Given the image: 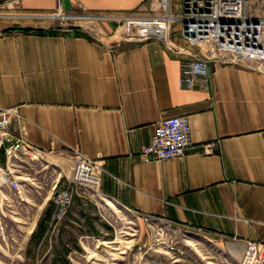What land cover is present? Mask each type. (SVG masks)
Returning a JSON list of instances; mask_svg holds the SVG:
<instances>
[{
	"label": "crops",
	"instance_id": "0c3cea01",
	"mask_svg": "<svg viewBox=\"0 0 264 264\" xmlns=\"http://www.w3.org/2000/svg\"><path fill=\"white\" fill-rule=\"evenodd\" d=\"M159 1L0 0V108L16 109L8 131L43 155L78 152L95 160L99 197L133 214L143 239L144 213L207 244L225 264H238L248 241L264 244V75L211 63L206 81L181 88V63L200 55L180 39L177 24L170 40L190 55H174L157 40L121 42L115 32L122 17L163 15ZM178 1L171 0L172 14ZM57 13L88 16L89 25L65 29ZM15 27L61 33L23 34ZM178 116L190 123L188 153L140 161L154 126ZM211 142L212 153L203 154ZM72 208L86 212L77 197ZM70 214L80 237L88 235L85 216Z\"/></svg>",
	"mask_w": 264,
	"mask_h": 264
},
{
	"label": "built area",
	"instance_id": "2783aa9c",
	"mask_svg": "<svg viewBox=\"0 0 264 264\" xmlns=\"http://www.w3.org/2000/svg\"><path fill=\"white\" fill-rule=\"evenodd\" d=\"M254 3V4H253ZM164 14L158 17L128 16L117 20L116 34L121 42L142 43L149 40L162 42L177 56L190 55L188 48L196 47L199 56L181 63V88L192 89L195 81H206L209 64L235 65L259 71L264 75V0H182L180 15L170 12L171 0H160ZM57 18L65 17L57 13ZM76 20V17H74ZM90 17L84 16V21ZM90 20V19H89ZM178 24L180 39L188 48L173 44L170 40L172 26ZM16 109L0 108V148L4 153V165L0 166L1 187L19 190V182L12 175L10 163L18 155L30 159L43 156L42 152L27 143L21 136L8 131L11 119H18ZM192 145L191 127L186 116L171 117L153 128L150 143L138 152L140 161L176 159L185 156ZM215 143L202 146V153L211 154ZM74 164L65 185L52 197L54 212L51 230L66 218L74 197L83 204L99 197L100 166L82 154L74 153ZM149 232V239L140 242L138 249L148 248L169 255L179 261L184 255L177 245L176 229L170 223H162L149 214H140ZM164 226V227H163ZM185 231L201 233L202 229L183 226ZM183 231V230H182ZM184 238L189 234L181 232ZM152 264H157L156 262ZM238 264H264V244L248 241L242 261Z\"/></svg>",
	"mask_w": 264,
	"mask_h": 264
},
{
	"label": "rangeland",
	"instance_id": "374dc122",
	"mask_svg": "<svg viewBox=\"0 0 264 264\" xmlns=\"http://www.w3.org/2000/svg\"><path fill=\"white\" fill-rule=\"evenodd\" d=\"M181 3L179 0L178 12L173 15L181 14ZM57 19L61 20L56 21L58 25L65 29L74 25L84 30V25H89V22L84 24L82 14ZM2 132L0 130V135ZM73 158L66 153L59 159L46 155L30 159L18 155L12 160V175L20 188L12 190L1 187L0 183V264H225L207 244L197 243L192 237L184 238L177 229L171 230L176 232L177 245L184 251L179 261L148 248L138 249L140 242L146 241L140 233L143 225L133 214L104 199L87 204L80 199L86 212L72 208L73 214L84 215L88 221V235L84 233V237H80L82 229L69 222L68 219L74 218L69 211L54 234L39 236V232L41 235L45 231L52 232L54 205L51 199L65 185L74 164ZM4 162L5 159L0 161V166ZM46 212L48 223L39 230L37 225ZM145 232L144 236L149 239L146 228Z\"/></svg>",
	"mask_w": 264,
	"mask_h": 264
},
{
	"label": "trees",
	"instance_id": "16d2710c",
	"mask_svg": "<svg viewBox=\"0 0 264 264\" xmlns=\"http://www.w3.org/2000/svg\"><path fill=\"white\" fill-rule=\"evenodd\" d=\"M13 30H16L18 32H21L23 34H35V35H41V36H53V35H57L59 33H61L60 29H49V30H41V29H31V28H26V29H21V28H13ZM74 34L76 35H83L82 32L80 31H74ZM64 34H66L65 32H63ZM4 160V153H3V149L0 148V161ZM48 212H46L44 218L38 223V229L40 230V228L42 227L43 224H47L48 223Z\"/></svg>",
	"mask_w": 264,
	"mask_h": 264
},
{
	"label": "bare ground",
	"instance_id": "6f19581e",
	"mask_svg": "<svg viewBox=\"0 0 264 264\" xmlns=\"http://www.w3.org/2000/svg\"><path fill=\"white\" fill-rule=\"evenodd\" d=\"M99 31H100V30H99ZM0 183H2V182H1V177H0Z\"/></svg>",
	"mask_w": 264,
	"mask_h": 264
}]
</instances>
